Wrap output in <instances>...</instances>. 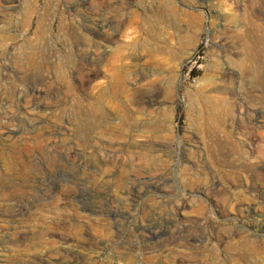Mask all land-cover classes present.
I'll list each match as a JSON object with an SVG mask.
<instances>
[{"label":"rangeland","instance_id":"374dc122","mask_svg":"<svg viewBox=\"0 0 264 264\" xmlns=\"http://www.w3.org/2000/svg\"><path fill=\"white\" fill-rule=\"evenodd\" d=\"M169 5L197 15L198 27L172 17L199 33L190 57L173 29L175 55H149L137 20ZM258 18L264 0H0V264H264V61H231ZM131 54L123 79L154 115L107 109ZM207 77L226 100L221 127L189 111ZM86 94L100 113L83 110Z\"/></svg>","mask_w":264,"mask_h":264},{"label":"bare ground","instance_id":"6f19581e","mask_svg":"<svg viewBox=\"0 0 264 264\" xmlns=\"http://www.w3.org/2000/svg\"><path fill=\"white\" fill-rule=\"evenodd\" d=\"M220 9H222V6H219ZM258 12V11H257ZM221 13V12H220ZM256 13V10H255ZM174 15H176V18H180L181 16L183 17H187L189 19V26L190 23L193 24H197V15L195 16L194 14H188L186 12H174L173 8L169 5L167 7L166 11H158V10H152V11H144L140 21L137 20V22H139V27H141L142 31L146 34L149 35V37H151L152 39H154V41L157 42V46L153 49H151L149 51V55L153 56L155 54H159V53H167L170 55H175V50L174 48L171 46V38L169 39V36L171 35L169 32V30L173 29L176 33V37H177V49L179 50V52H183L181 55L183 57L187 56L190 57L193 54V51L196 49V45L199 41V33H197V31L195 32H189V30L186 31L182 28V26L180 25V19L178 21L180 22H176L172 20V17L174 18ZM238 16L235 14L232 15H228L225 16L224 19L226 20L225 22H229V21H235ZM257 17V16H256ZM259 17V16H258ZM186 20V18H184ZM184 20V21H185ZM263 20H261L260 18L257 19V21H255L254 23L258 26V28L260 29V31L258 33H251V30H249V35L248 37V41L241 47L242 50V58L236 60H231V58H229L233 63L239 64L241 66H248L252 60H256L259 62H263L264 61V21L261 22ZM188 22V21H186ZM107 23V22H106ZM104 23V24H106ZM195 24V25H196ZM138 25V24H137ZM251 25V24H250ZM198 27V25H196ZM225 26V25H224ZM105 25L103 26V28L98 29L100 31H103ZM196 27V28H197ZM247 27V26H246ZM188 29V28H187ZM258 29V30H259ZM110 30V29H109ZM246 30V29H245ZM106 34V33H105ZM160 35L163 36L162 41L159 40ZM109 37V36H108ZM107 37V38H108ZM112 37V36H110ZM110 39V38H109ZM161 39V38H160ZM112 40V39H111ZM114 40V39H113ZM159 40V41H158ZM114 44V43H113ZM217 45V44H216ZM219 45H223L222 43L218 44L217 47H219ZM241 46V44H240ZM127 48V47H126ZM240 48V49H241ZM30 53V52H29ZM33 54V53H32ZM34 56V55H33ZM178 57V56H177ZM263 57V58H262ZM33 58V57H32ZM129 58H134L135 59V55L131 54L128 57L125 56H120V58L118 59L122 65L117 66L113 68L114 70V74L112 73V79L107 82L108 83V88L105 89V91L103 94L107 95L111 98H108L109 101L108 103V110H115V113H118L117 111H123L124 112V116H127L128 118L134 119L137 118L138 114L141 113H147L148 115H154V112L152 110H149V108L152 109V104L153 103V98H143L145 96H143L142 98H137L135 96H133L134 92L138 89V85L141 84V82H136V84L133 85V88H131L128 84V82L126 81V79H123L124 77H127L128 79H130L131 76V72L129 70V68H127L126 66L123 65V62L126 59ZM28 60V58H27ZM31 60V58H30ZM32 61V60H31ZM254 63V62H253ZM264 63V62H263ZM258 64V63H257ZM29 65V64H28ZM160 65V64H159ZM164 65V64H163ZM262 65V64H261ZM30 66V65H29ZM215 66V65H214ZM264 66V64H263ZM162 67V66H161ZM260 67V66H259ZM163 68V67H162ZM244 68V67H243ZM262 68V67H261ZM23 69V68H22ZM112 69V68H111ZM235 69V68H234ZM219 70V69H218ZM263 71V70H262ZM24 72V71H23ZM111 72V71H110ZM227 72V71H226ZM27 73V72H26ZM25 73V74H26ZM94 74H90V77H92L93 75H95L97 73V70L95 72H93ZM103 73V72H102ZM18 74V73H17ZM98 74V73H97ZM96 74V75H97ZM136 74V73H135ZM20 75V74H19ZM89 75V74H88ZM21 76V75H20ZM99 76V75H98ZM97 76V77H98ZM109 76V77H110ZM5 78V76H4ZM49 78V77H48ZM47 78V79H48ZM44 79V78H43ZM127 79V80H128ZM5 80V79H4ZM87 80V79H86ZM86 80H81L80 81V88L83 90L84 88H86L88 81ZM93 80V79H92ZM153 81V80H152ZM156 81V80H155ZM1 82V81H0ZM151 82V81H150ZM24 83V82H23ZM29 83V82H28ZM92 83V81H91ZM221 83V82H220ZM26 84V83H25ZM99 84V83H98ZM100 85V84H99ZM217 85V79L211 78V77H207L205 79H202L201 81V86H204L203 90L199 91L200 93V97L199 99H194L191 98L190 102H191V107L189 109V111L191 112V115L194 116L195 122L201 126H208V125H212L214 124L217 127H221L223 126V123L221 121V117L219 116L221 111L224 108V103H225V99L224 98H220V97H216L213 95V93H218V88L216 87ZM2 86V85H1ZM11 86V85H9ZM34 86V85H33ZM90 86V85H89ZM4 87V85H3ZM29 88V87H28ZM33 88V87H32ZM91 88V87H88ZM93 88V87H92ZM96 88V87H95ZM11 89V88H10ZM97 90V89H96ZM95 90V91H96ZM8 91V90H7ZM6 91V92H7ZM87 91V90H86ZM90 91V89L88 90V92ZM94 91V90H93ZM131 92V96H127V94H129L128 92ZM9 92V91H8ZM138 92V90H137ZM34 93V92H33ZM90 93V92H89ZM220 93V92H219ZM92 94V93H91ZM90 94V95H91ZM169 94V93H168ZM14 95V94H13ZM87 95V94H86ZM97 95V94H96ZM95 95V96H96ZM17 96V95H16ZM85 96V95H84ZM95 96H89V94L87 95V97H80L78 99L80 102L82 101L83 106L85 105V108H83V110H95L98 111L99 113L101 112V108L99 105V98L95 97ZM129 98L127 99L126 98ZM138 96V95H137ZM10 97V96H9ZM79 97V96H78ZM155 97V95H154ZM126 98V99H125ZM110 99V100H109ZM10 100V99H9ZM104 100V98H103ZM78 101V103H79ZM105 101V100H104ZM1 103L3 105H11L9 104L7 99H1ZM105 104V103H104ZM107 104V103H106ZM170 104V103H169ZM7 105V106H8ZM80 105V104H79ZM103 106V105H102ZM111 106V107H109ZM152 106V107H151ZM157 105H155L154 107H156ZM15 108V105L13 106ZM81 107V106H80ZM3 108V106H2ZM11 109V108H10ZM76 109H79L78 107H76ZM81 109V108H80ZM154 109V108H153ZM8 110V108H7ZM14 110V109H13ZM73 110V109H72ZM157 110L158 114H161V116H163L165 118V122H167L166 118H169L172 115V106H166L163 107L161 102L158 103V107L155 109ZM6 111V110H5ZM4 111V112H5ZM9 111V110H8ZM71 111V110H70ZM11 112V111H10ZM113 112V113H114ZM9 113V112H8ZM13 113V112H12ZM79 113V112H78ZM84 113V112H82ZM92 113V112H91ZM3 114V113H2ZM7 114V113H6ZM70 114V113H69ZM96 114V113H95ZM93 114V115H95ZM11 115V114H10ZM82 115V114H81ZM90 115V114H89ZM106 115V114H105ZM15 116V115H14ZM13 117V116H12ZM85 117V121H86V116ZM89 117V116H88ZM87 117V118H88ZM96 117V116H95ZM111 117V115L109 116ZM1 118V117H0ZM3 118V117H2ZM118 117H116L117 119ZM90 119V118H89ZM99 119V118H98ZM114 119V118H113ZM109 120V118H106L104 120L103 123H105L107 126H111V122H115L116 119L114 120ZM130 119V120H131ZM35 120V119H34ZM37 120V119H36ZM69 120V119H68ZM101 120V119H100ZM88 121V120H87ZM102 121V120H101ZM138 121V119H137ZM90 122V121H89ZM99 123V121H98ZM116 123V122H115ZM123 123V121H122ZM68 124V123H67ZM118 124V123H117ZM116 124V125H117ZM97 125V124H96ZM126 125V124H123ZM101 126V125H100ZM142 126V125H141ZM148 128H150L152 125H147ZM15 127V126H14ZM17 127V125H16ZM71 127V126H70ZM69 127V128H70ZM82 127V126H81ZM85 127V125H84ZM125 127V126H123ZM19 128V127H18ZM10 129L8 131H5L4 133H6L7 135H5V137L7 136L8 139H14L15 137H17V133H19L20 128L19 129ZM77 128V127H76ZM115 128V127H114ZM121 128V127H120ZM8 129V128H7ZM112 130V129H111ZM2 131V130H1ZM104 131V130H103ZM110 131V129H109ZM113 131V130H112ZM120 133V132H119ZM2 134V133H1ZM110 134V133H109ZM114 136V134H113ZM112 137V136H111ZM121 137L120 135L118 136V138ZM108 138V137H107ZM134 138V137H133ZM18 139V138H16ZM122 138H119L118 140H121ZM253 139V138H252ZM112 140L115 141V139L112 138ZM9 141V140H8ZM3 142V141H2ZM113 142V141H111ZM116 142V141H115ZM122 143V142H121ZM7 144V143H6ZM10 145V144H9ZM17 146V145H16ZM23 149V148H22ZM33 152V151H32ZM6 162V161H5ZM24 164V163H23ZM8 168V172H10V170H15V168H17V166L13 163H9L6 165ZM19 170V169H18ZM15 173V172H13ZM23 173V172H22ZM259 187V186H258ZM7 196V195H6ZM20 197V196H19ZM19 203V202H18ZM7 208H12V205H6ZM2 209V208H1ZM15 209V208H14Z\"/></svg>","mask_w":264,"mask_h":264}]
</instances>
